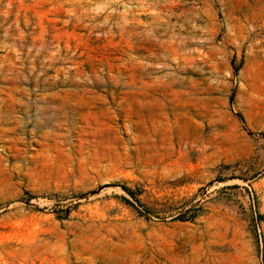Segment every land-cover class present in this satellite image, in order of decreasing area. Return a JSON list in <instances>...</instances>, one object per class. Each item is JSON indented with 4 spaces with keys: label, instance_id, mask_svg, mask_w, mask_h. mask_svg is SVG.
I'll list each match as a JSON object with an SVG mask.
<instances>
[{
    "label": "rangeland",
    "instance_id": "374dc122",
    "mask_svg": "<svg viewBox=\"0 0 264 264\" xmlns=\"http://www.w3.org/2000/svg\"><path fill=\"white\" fill-rule=\"evenodd\" d=\"M0 264H264V0H0Z\"/></svg>",
    "mask_w": 264,
    "mask_h": 264
}]
</instances>
